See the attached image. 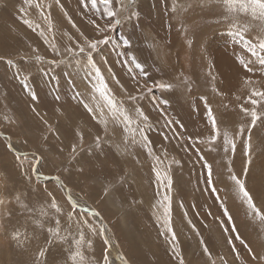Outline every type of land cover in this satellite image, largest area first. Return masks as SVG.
<instances>
[{
    "label": "rangeland",
    "instance_id": "obj_1",
    "mask_svg": "<svg viewBox=\"0 0 264 264\" xmlns=\"http://www.w3.org/2000/svg\"><path fill=\"white\" fill-rule=\"evenodd\" d=\"M113 9L121 23L99 33L89 20L101 26L112 20L82 8L79 0H32L31 7L25 0H0V264H104L106 254L108 264H180L181 257L184 264H264V220L229 178L242 180L264 212V100L253 105L249 99L253 89L264 91L258 47L264 17L240 13L238 4L225 0H113ZM80 32L89 39L108 37L93 59L109 95L132 116L127 131L95 92L94 71L76 51L84 40ZM248 43L257 45V55ZM223 52L232 57L233 73L213 64ZM205 100L221 132L216 142H210ZM225 130L235 150L225 151ZM205 163L211 166V185ZM107 195L115 205L106 203ZM53 199L59 213L51 209ZM166 204L175 241L163 223ZM57 219L59 235L49 232ZM79 230L91 246L74 245ZM17 231L21 239L14 238ZM40 249L46 255L38 259ZM77 250L83 261H73Z\"/></svg>",
    "mask_w": 264,
    "mask_h": 264
},
{
    "label": "snow or ice",
    "instance_id": "obj_2",
    "mask_svg": "<svg viewBox=\"0 0 264 264\" xmlns=\"http://www.w3.org/2000/svg\"><path fill=\"white\" fill-rule=\"evenodd\" d=\"M79 2H80V5L82 6V8L88 9L90 12L94 13L99 18L104 19L106 21L112 20V23L106 22L104 26H101L100 24H98L96 22L95 19H90L89 24L93 25V27L95 28V30L97 32L103 33L106 29L112 28L116 24L121 23V21L116 18L118 13H117V11H115L113 9V0H79ZM225 2L230 4V5L238 4L240 13H246L249 10H251V13L253 14V16H255L258 13L259 16L264 17V0H225ZM25 3L28 4L29 7L32 6V0H25ZM57 3H59V0H57ZM35 7L37 9H41V5L39 3H36ZM21 11H23V9H21ZM69 22L72 23L70 18H69ZM23 23L28 25L29 27H32V22L28 19H24ZM72 26L76 27V25L74 23ZM77 31L78 32L80 31L79 28H77ZM41 35H43V33H41ZM80 35L84 37V40H83V44H81V43L76 44V51H78L79 54L86 55L87 66H89L90 69L92 71H94L96 83L93 85V87L95 89V92H97L99 94V96L103 99V101L105 102V105L107 106L108 115L116 121H122L123 124L125 125V130L127 131L128 127L133 122L132 116L129 115V113L123 107L122 103L118 104L116 102V100L114 99V97L109 95L110 89L107 87V83L103 78V75L101 73L100 68L97 67V65L93 59V53L98 49L99 45L106 44L108 42V37H104V39H102V40H97V39H89L88 37L84 36L83 32H80ZM71 39L72 38L69 37V40H71ZM246 46L248 47L249 51L252 52L253 55H257V52H256L257 45L256 44L248 43ZM258 47L261 50V52L259 54L260 55L259 63L261 65H264V41L259 42ZM53 48L58 53V49H55L54 45H53ZM66 50L69 53L74 52V49L72 47H68ZM37 59H39V57H37ZM131 63L134 64L135 69L140 70L141 75H146V73L143 71V66L139 62H137V61H135V59H133L131 61ZM245 67H247V65H245ZM128 70H129V72H131L133 69L129 68ZM109 72H111V69H109ZM113 78H115V77H113ZM160 86L161 87H170V85H160ZM251 97H258L259 99H252ZM251 97L249 98L251 104L256 105L261 100H264V91H259V90L253 89L251 92ZM32 99L33 100L37 99L35 93L32 94ZM129 99H134V97L130 96ZM205 106H206V117H207L208 122L211 125V132H212V135L210 137V142H216L221 135L220 129H219L218 124H217V118L213 114L212 108L207 105L206 100H205ZM84 107L89 112H94V110L91 107H89L88 104H84ZM97 107L99 108L100 106L98 105ZM241 110L245 113H248L247 108L242 107ZM137 112L141 116H143V113L140 109H137ZM100 118H101L102 122H105L103 109H100ZM251 118H252L253 124H255L256 120L258 119V116H257V113L254 109L251 112ZM141 132H142V130H141ZM77 135L80 136L81 140L83 139L82 133L77 132ZM99 140H100V138L97 137L98 143H99ZM223 142H224V146H225V151L228 150L229 146H231V148L233 150H235V141L233 138H230V133L228 130H225L223 133ZM9 147H11V145H9ZM245 147L247 149V142H245ZM73 150L75 151V145L73 146ZM40 159H41V157H39V156L35 157L36 164H39ZM204 167H206L208 170L207 183L209 185H211L212 184L211 166L208 165L207 163H205ZM32 170H33L34 174L39 175V173L36 170V165L32 166ZM156 176H157V178L160 177L159 171H156ZM229 178L235 182V184L237 186L238 193L241 195L243 201L247 204V207L251 210V212L256 217H259L261 220H264V212H261V210L256 207L252 196L250 195V193L245 188L244 182L242 180H240L236 175H231ZM56 179L59 180V177H57ZM167 187H168V190H170V187H171V179L170 178H168ZM213 191H215L214 187H213ZM49 195H51V194H49ZM68 199L73 204H75V201H72V199H71V195H69ZM163 200L165 202H169L170 197L168 195H165ZM0 203H2V201H0ZM51 209H54L55 212H57V213L60 212V208L54 199L51 202ZM93 215L98 216L99 213L94 212ZM224 215L226 217H228L229 222H230L231 217H230L227 209L224 210ZM71 217H72V213H69V220H71ZM163 223H164V227L166 229V232L171 234L172 235V241H175L176 235H175V232L173 231V228L171 226L170 206H168L167 204L164 206ZM189 223H191V221H189ZM221 226L223 227V222H221ZM60 231H61L60 220L57 219L56 220V228L55 229L49 228V232H55L57 235H59ZM91 231L93 233H95L97 230L95 228H92ZM225 231H227V229H225ZM232 231L233 232L236 231L235 227L232 228ZM104 232H105L104 227H103V225H101V227L99 229L100 235L103 236ZM69 234H71L70 231H69ZM164 234H165L164 232L161 233V235H164ZM14 238L15 239H21V233H19L18 231L15 232ZM23 238L26 240L28 238L27 234H24ZM61 239L67 240V236H62ZM236 239H240V237L237 236ZM49 242L51 243V241H49ZM73 243H74V245L77 246V248H82L85 243H87L88 246H91L92 241L86 240L84 232L82 230H79V238L77 239L76 237H73ZM108 243L109 242H108L107 238H105V244L107 245ZM228 243H229V245H232V240L229 239ZM241 243H243V241H241ZM174 251H175V249H174ZM205 251L207 252V249H205ZM233 251H235L234 247H233ZM105 252L107 253V249H105ZM45 255H46V249H40V251L38 252V259H39V257H44ZM177 255H178V253H177ZM76 257H79L80 260L83 261V254L81 251L77 250V251L73 252V254H72L73 261L76 259ZM261 259L264 260V257H261ZM104 264H108L107 254L104 256ZM125 264H126V262H125ZM180 264H184L182 257L180 258ZM225 264H226V261H225Z\"/></svg>",
    "mask_w": 264,
    "mask_h": 264
},
{
    "label": "bare ground",
    "instance_id": "obj_3",
    "mask_svg": "<svg viewBox=\"0 0 264 264\" xmlns=\"http://www.w3.org/2000/svg\"><path fill=\"white\" fill-rule=\"evenodd\" d=\"M154 34V33H153ZM177 36V35H176ZM183 40V39H182ZM178 42V41H177ZM145 43V42H144ZM237 47V46H236ZM224 48H226V47H224ZM223 48V49H224ZM237 48H239V47H237ZM237 48H234V49H236L237 50ZM212 49V48H211ZM214 49V48H213ZM218 49V48H217ZM215 50H216V48H215ZM225 50V49H224ZM232 51V50H231ZM234 51L235 50H233V53H234ZM219 52V51H218ZM229 52H230V50H229ZM231 54H232V52H230ZM229 53V54H230ZM237 53H239V51L238 52H236V54H234V55H238ZM146 54V53H145ZM173 54V53H172ZM218 54H219V58L217 59V57H218ZM227 54H228V52L226 53V56H225V54H224V52H223V54L221 55L220 53H217L215 56H214V58H213V64L215 65V67L218 69V67L219 66H221V65H223V66H225V67H227L228 69H230V71H231V73H233V71H234V69H233V67L231 66V63H233V61H231L230 60V58H232V57H230L229 56V59L227 58ZM228 54V55H229ZM233 55V54H232ZM163 56V55H162ZM239 56V55H238ZM235 58V57H234ZM233 58V59H234ZM141 59V58H140ZM150 61H151V59H150ZM234 64H236L235 62H234ZM237 66V65H236ZM240 66V65H239ZM238 67V66H237ZM239 68V67H238ZM242 69V68H241ZM216 70V69H215ZM240 70V69H239ZM151 71V70H150ZM152 72V71H151ZM219 72V71H218ZM173 85H171V87H172ZM173 94V93H172ZM124 97V96H123ZM173 107V106H172ZM105 111V110H104ZM128 111V110H127ZM141 127H142V125H141ZM88 128V127H87ZM114 128V127H113ZM154 128V127H153ZM76 129V128H75ZM74 129V130H75ZM84 129V128H83ZM91 129V128H90ZM89 130V129H88ZM100 130V129H99ZM98 130V131H99ZM91 131V130H90ZM94 131V130H93ZM112 131V130H111ZM101 132V131H100ZM113 132H114V130H113ZM119 132V131H118ZM89 133V132H88ZM143 133V132H142ZM153 133V132H152ZM119 134H120V132H119ZM7 135V134H6ZM114 135V134H113ZM175 135V134H174ZM95 136V135H94ZM112 136V135H111ZM118 137V136H117ZM120 137H121V135H120ZM109 138V137H108ZM108 138H107V140H108ZM113 137H111V139H112ZM6 139H7V137H6ZM124 139V138H123ZM8 140V139H7ZM116 140V139H115ZM118 140V139H117ZM8 141H10V140H8ZM131 141V140H130ZM136 141V140H135ZM138 142V141H137ZM12 143V142H11ZM123 143V142H122ZM121 143V144H122ZM131 143V142H130ZM13 144V143H12ZM124 145V144H123ZM116 146H118V145H116ZM127 146V145H126ZM112 147H114V146H112ZM132 147H133V145H132ZM135 147V146H134ZM117 148V147H116ZM122 148H124V147H122ZM11 149V148H10ZM115 149V148H114ZM118 149H120L119 147H118ZM127 150V149H126ZM14 151H16V150H14ZM118 151H120V150H118ZM97 152H98V150H97ZM124 152V151H123ZM129 152V151H128ZM21 153V152H20ZM98 153H100V152H98ZM33 155V154H32ZM159 155V154H158ZM36 156V155H35ZM121 157V156H120ZM123 157H125V156H123ZM155 157V156H154ZM119 158V157H118ZM162 158V157H161ZM160 159V158H159ZM131 161H132V159H131ZM122 162V161H121ZM130 162V161H129ZM158 162V161H157ZM114 163V162H113ZM128 163V162H127ZM132 163V162H131ZM48 164V163H47ZM134 164V163H133ZM107 166V165H106ZM105 166V167H106ZM96 167V166H95ZM114 167V166H113ZM112 167V168H113ZM116 167V166H115ZM126 167H127V165H126ZM119 168V167H118ZM133 168V167H132ZM148 168V167H147ZM146 168V169H147ZM117 169V168H116ZM115 169V170H116ZM118 170V169H117ZM138 170V169H137ZM96 171V170H95ZM101 172V171H100ZM114 172V171H113ZM117 172V171H116ZM134 172V171H133ZM104 173V172H103ZM102 173V174H103ZM131 173V172H130ZM149 173V172H148ZM97 174V173H96ZM101 174V173H100ZM133 174V173H132ZM93 175V174H92ZM95 175V174H94ZM104 175V174H103ZM127 175H129V174H127ZM149 175H150V173H149ZM152 175V174H151ZM142 176V175H141ZM154 175H152V177H153ZM164 176V175H163ZM106 177V176H105ZM129 177H131L130 175H129ZM101 178V177H100ZM160 178V177H159ZM53 179V178H52ZM74 179V178H73ZM154 179V178H153ZM157 179V178H156ZM102 180V179H101ZM123 180V179H122ZM73 182H75V180H73L72 181V183ZM128 182V181H127ZM65 183V182H64ZM155 183V182H154ZM130 184V183H129ZM157 184V183H156ZM161 184V183H160ZM172 184V183H171ZM59 185V184H58ZM130 185H132V184H130ZM155 185V184H154ZM158 185V184H157ZM130 187V186H129ZM151 187H152V185H151ZM156 187V186H155ZM158 187V186H157ZM154 188V187H153ZM172 188V187H171ZM71 189V188H70ZM116 189H117V187H116ZM115 189V190H116ZM111 190V189H110ZM126 190V189H125ZM124 190V191H125ZM120 192V191H119ZM127 192V191H126ZM132 192V191H131ZM71 193V192H70ZM117 193V192H116ZM149 193V192H148ZM122 194V193H121ZM129 194H130V192H129ZM140 194V193H139ZM145 194H146V192H145ZM158 194V193H157ZM147 195H149V194H147ZM146 195V196H147ZM171 195V194H170ZM76 196V195H75ZM118 196H121V195H118ZM118 196H116V197H118ZM130 196V195H129ZM67 197V196H66ZM122 197H123V195H122ZM119 198H121V197H119ZM129 198V197H128ZM143 198V197H142ZM141 198V199H142ZM79 199V198H78ZM77 199V200H78ZM108 199H110V195H107V197H106V203H108L109 205H115L112 201H110V200H108ZM126 199V198H125ZM124 200V199H123ZM120 202H121V200H119ZM143 201V200H142ZM147 201V200H146ZM118 202V201H117ZM129 202V201H128ZM145 202V201H144ZM148 202V201H147ZM151 202V201H150ZM57 203V202H56ZM127 204V203H126ZM130 204V203H129ZM132 205H133V203H132ZM146 206H147V204H146ZM150 207V206H149ZM191 208V207H190ZM85 209V208H84ZM87 210H89V209H87ZM85 211V210H84ZM151 211V210H150ZM93 213H94V211H92ZM91 212V213H92ZM92 213V214H93ZM123 213H124V211H123ZM102 216V215H101ZM183 217V216H182ZM186 217V216H185ZM98 219V218H97ZM101 219V218H100ZM187 220V219H186ZM189 221V220H188ZM188 224V223H187ZM190 226V225H189ZM192 227V226H191ZM111 248V247H110ZM113 250V249H112ZM118 252V251H117ZM121 252V251H120ZM112 253V252H111ZM109 256V255H108ZM125 256V255H124ZM109 261V260H108ZM124 263V262H123Z\"/></svg>",
    "mask_w": 264,
    "mask_h": 264
}]
</instances>
